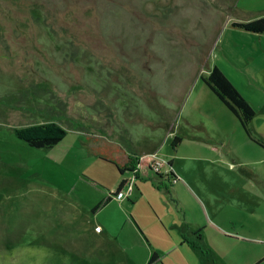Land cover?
Instances as JSON below:
<instances>
[{
	"label": "rangeland",
	"instance_id": "374dc122",
	"mask_svg": "<svg viewBox=\"0 0 264 264\" xmlns=\"http://www.w3.org/2000/svg\"><path fill=\"white\" fill-rule=\"evenodd\" d=\"M261 17L264 0H0V264H264V148L201 79L218 66L264 142L230 52L250 42L231 24ZM50 120L53 148L15 134Z\"/></svg>",
	"mask_w": 264,
	"mask_h": 264
},
{
	"label": "trees",
	"instance_id": "16d2710c",
	"mask_svg": "<svg viewBox=\"0 0 264 264\" xmlns=\"http://www.w3.org/2000/svg\"><path fill=\"white\" fill-rule=\"evenodd\" d=\"M231 27L252 34L264 35V17L248 22H234L231 24ZM201 79L205 85L216 95L219 101L239 120L241 126L246 131L250 139L264 148V142L254 140L249 130V124L256 115L254 108L242 96V94L238 91L226 74L218 66H214L209 75L206 77L202 76ZM15 134L20 140L24 141L32 148L48 149L53 148L62 142L67 136V131L56 122H48L17 128L15 129ZM180 143L181 138L175 136L173 147H177V145ZM102 152H104L103 155L100 153V150L97 149L99 157L113 163L121 175H123L125 172L134 170L130 163L124 161V158L113 156L114 152L110 149H104ZM139 164L140 167H154L148 162V159L140 160ZM169 166H171L170 163ZM158 174L160 175V173ZM170 174H172V172ZM122 187L123 182L120 183L117 189H122ZM111 200L112 196H109L107 202H110ZM99 206L101 205H98L95 210ZM153 257V259H156L157 255L155 254Z\"/></svg>",
	"mask_w": 264,
	"mask_h": 264
},
{
	"label": "crops",
	"instance_id": "0c3cea01",
	"mask_svg": "<svg viewBox=\"0 0 264 264\" xmlns=\"http://www.w3.org/2000/svg\"><path fill=\"white\" fill-rule=\"evenodd\" d=\"M244 37L249 39L250 42L248 44H246L245 46H243V47H240V48L237 47L235 49L234 48L230 49L231 56H232L233 59H235L238 63H240L242 65V68H244V70L246 71L248 76L253 77L256 80L257 87H258L257 88L258 89V93L263 96L264 95V35H258V34H252V33L246 32ZM255 40L258 41L256 45H255V43H256ZM249 104H250V102H249ZM256 111H257L256 118H254L250 122V124H256L260 128V125L262 126V124H260L261 121H259L257 119L258 113L260 111H258V110H256ZM50 122H54V120H50ZM44 123H48V122L45 121ZM41 124H43V123H41ZM30 126H32V125H30ZM26 127H28V126L26 125ZM124 200L125 199H123L122 201H124ZM111 201L107 202V200H106L104 203H102V206L108 205L109 203H111ZM99 210H100V206L95 210L96 214H97V212ZM147 242H149V241L147 240ZM181 244H182L181 247H183L184 243H181ZM178 251L179 250H175L174 249V250H171V251L167 252L166 254L167 255H170V254H173V253L175 254ZM155 254L157 255L156 260L153 259L154 258L153 256ZM162 262L163 261L159 260L158 251L157 252L154 251L149 264H159V263H162ZM164 264H171V263H166L165 262ZM174 264H178L177 261H175Z\"/></svg>",
	"mask_w": 264,
	"mask_h": 264
},
{
	"label": "built area",
	"instance_id": "2783aa9c",
	"mask_svg": "<svg viewBox=\"0 0 264 264\" xmlns=\"http://www.w3.org/2000/svg\"><path fill=\"white\" fill-rule=\"evenodd\" d=\"M156 171L159 172L160 170L156 169ZM133 190H134V182L127 179L124 182L122 189H116L113 193L110 194V196L120 201L128 198L133 193Z\"/></svg>",
	"mask_w": 264,
	"mask_h": 264
},
{
	"label": "flooded vegetation",
	"instance_id": "af4514ba",
	"mask_svg": "<svg viewBox=\"0 0 264 264\" xmlns=\"http://www.w3.org/2000/svg\"><path fill=\"white\" fill-rule=\"evenodd\" d=\"M156 260V259H155Z\"/></svg>",
	"mask_w": 264,
	"mask_h": 264
}]
</instances>
